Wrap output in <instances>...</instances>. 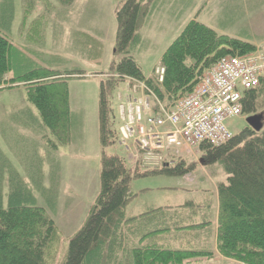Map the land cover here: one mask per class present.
Returning a JSON list of instances; mask_svg holds the SVG:
<instances>
[{
    "label": "trees",
    "instance_id": "16d2710c",
    "mask_svg": "<svg viewBox=\"0 0 264 264\" xmlns=\"http://www.w3.org/2000/svg\"><path fill=\"white\" fill-rule=\"evenodd\" d=\"M39 1L22 0L24 24L33 15ZM42 1L47 5L46 12L32 20L22 32H25V42L34 48L21 49L11 40L15 0H0V92L22 89L27 103L39 115L37 119L31 110L24 109L21 117L16 116V122L13 120L15 125L10 131H14V126L33 129L40 138V149H46L44 156L34 152V157L29 160L27 179L32 188L0 152V264H183L196 258L212 257V253L205 251L131 246V234L135 230L147 234L151 231L148 224H145L148 227L142 225V228L133 229L134 223L140 218L156 217L162 210L149 208L138 217L128 218L127 207L134 198L132 181L148 176L184 177L195 167L177 159L173 164L159 167H143L136 161L132 169L127 166L125 158L107 153L119 142L120 126L119 117L118 122L112 120L108 97L129 78L145 82L161 100L174 101L191 93L202 75L221 59L244 57L255 53L257 47L221 35L192 20L163 54L160 64L165 75L163 83L158 84L144 77L133 54L143 43L141 29L160 0L121 1L116 11L117 32L114 60L108 72L110 77L99 82V193L82 227L69 238L66 254L58 263L57 254L63 241L54 221L58 214L61 173L58 156L63 146L74 144L78 119L70 107L69 82L83 75V71H58L40 63V50L46 44V23L51 13L50 2ZM55 1L67 8L76 0ZM75 36L80 43H84L81 38H85V44L89 45V61H100L103 35L94 37L81 32ZM241 103L244 116L256 114L264 107V79L259 88L243 93ZM198 149L202 153L203 165L219 164L227 175V180L218 185L219 253L242 264H264V127L257 132L248 126L220 146L203 142ZM45 165H49V189L44 187ZM179 208L195 211L201 207L187 202Z\"/></svg>",
    "mask_w": 264,
    "mask_h": 264
},
{
    "label": "rangeland",
    "instance_id": "374dc122",
    "mask_svg": "<svg viewBox=\"0 0 264 264\" xmlns=\"http://www.w3.org/2000/svg\"><path fill=\"white\" fill-rule=\"evenodd\" d=\"M48 1L51 4L49 6L51 13L46 23V44L43 50H40L42 55L40 63L58 71L76 69L83 71V75L72 78L69 82L70 107L74 117L78 119V125L76 124L74 130V144L63 146L58 156L61 173L57 197L58 214L54 216V221L63 238L57 254L59 263L66 254L69 238L82 227L89 209L99 193L101 171L98 117L99 82L101 79L110 77L108 72L114 60L117 32L116 11L122 0H76L73 6L67 8L60 6L55 0ZM235 1L191 0L190 2L194 6L187 15H184L181 21H176L174 24L170 23L165 27L160 23H164L167 19L164 14L168 10L166 5L163 9L164 12L160 11L154 16L152 26H143L140 31L143 43L133 55L144 77L146 79L152 77L155 69L160 65L165 51L181 34L186 25L194 19L198 11L200 12L198 21L205 23L204 20H206L216 24L219 17L224 19L223 15L226 16L231 11L233 8L231 4ZM240 3L243 14L239 12L240 10L231 12L236 16L242 14L246 19L242 26H238L239 31L252 30V37H248V40L254 42L253 44L257 47L256 52L264 55V0H240ZM209 4L211 5L210 10L207 9L204 12L205 10L202 8ZM187 7L190 8L189 5ZM46 9L47 5L40 0L33 15L24 24L22 0H15L14 21L11 30V40L14 45L21 48H34L33 45L25 42V32L23 34L22 32L28 28L32 20L43 16ZM256 22L257 27L254 24ZM22 24L24 26L21 30ZM80 31H86L94 37L98 34L103 35L100 39L103 44V56L100 61H89V45L85 44V38H81L84 43H80L79 38L75 36L76 33H81ZM232 34H237V31ZM256 52L252 54H256ZM124 89L125 85H121L108 97L111 117L114 122H118V113L120 115L117 96L123 93ZM24 109L31 110L33 115L39 119L36 109L27 103L22 89L0 92V152L9 161L11 168L15 169L23 179H27L29 177L27 168L31 165L29 160L34 157V152L44 156L46 149H40L42 145L40 138L33 129L14 126L12 129L14 131H10V127L15 125L13 122L16 120V116L21 117V111ZM254 115L262 117L261 123L264 127L263 107L256 114L241 115L230 120L227 124L233 136L248 127L247 119ZM107 153L117 154L125 158L127 166L134 168L135 161L123 148L119 147V144L109 148ZM201 155L199 149H194L192 154L185 153L182 156L187 165L195 167L192 172L184 177L190 183H194L193 188L189 190L210 192L218 184L224 183L227 175L219 164L212 167L203 165ZM48 167L49 165L44 166V187L49 189L51 185ZM184 177L148 176L133 180L131 190L134 193V198L129 203L127 212L131 215H137L146 206L166 204L176 206L193 198L197 199L193 194L184 191L188 187L176 191L170 190L169 187L185 184L184 180L186 181V179H183ZM26 181L28 186L32 188L31 181L28 179ZM34 195L39 199L37 191H34Z\"/></svg>",
    "mask_w": 264,
    "mask_h": 264
},
{
    "label": "built area",
    "instance_id": "2783aa9c",
    "mask_svg": "<svg viewBox=\"0 0 264 264\" xmlns=\"http://www.w3.org/2000/svg\"><path fill=\"white\" fill-rule=\"evenodd\" d=\"M164 75L159 66L153 77L161 84ZM262 79L259 52L221 59L191 93L174 101L161 100L145 82L130 79L127 93L119 95V145L154 167L168 157L191 154L203 142L220 146L233 136L227 123L242 115L243 93L259 88Z\"/></svg>",
    "mask_w": 264,
    "mask_h": 264
},
{
    "label": "crops",
    "instance_id": "0c3cea01",
    "mask_svg": "<svg viewBox=\"0 0 264 264\" xmlns=\"http://www.w3.org/2000/svg\"><path fill=\"white\" fill-rule=\"evenodd\" d=\"M191 0H160L157 2L152 15L149 20L144 25L145 27L152 26L154 16L157 15L160 11H163L165 6L167 5L168 10L164 14L166 15V21L163 24L165 27L167 25L174 24V22L181 21L184 15H187L188 11L191 10L194 4L190 2ZM190 6V8L187 7ZM210 4L204 6L202 10L207 9L210 10ZM233 8L229 13L223 15L225 18L217 20L216 24H212L204 20L203 23H200L212 28L214 31L221 35L230 36L232 38H237L243 41H247L250 43H254L252 40H248V37H252V30L244 29L243 31H239L238 26H242V24L246 20L242 15V4L240 0H236L233 4H231ZM242 14L239 16L234 15L233 11H238ZM203 12V11H202ZM231 13V14H230ZM200 12L198 11L195 14L193 20L198 21V17ZM172 20V21H171ZM192 21V20H191ZM190 21V22H191ZM255 27H257V22L254 23ZM83 31V30H82ZM234 31H237V34H232ZM81 32V31H80ZM86 32V31H84ZM99 32V31H98ZM101 32V31H100ZM232 32V33H231ZM88 33V32H86ZM229 34V35H228ZM142 36V35H141ZM18 47V46H17ZM21 48V47H19ZM22 49V48H21ZM73 145V144H72ZM185 184H179L174 187H169L170 190H179L184 187H188L184 189L193 194L197 199L193 198L187 202H192L194 205L199 206L198 210L189 209H181L179 207L185 205L187 202H184L182 205L170 206V205H159V206H146L143 211L137 215H131V213L127 212V217H138L145 213L149 208H161L159 214L156 217L138 219L133 225V229L138 226H144L148 224L151 229L150 233H144V231L137 233L135 230L134 234H131V246L136 248H145V247H156L161 250H172V251H205L212 253V257L205 258H196L190 261H186L183 264H242L235 260L225 258L219 253L218 244H217V231H218V213H219V196H218V185L213 191H193L189 190L193 188L192 183L184 177ZM227 180L225 178L224 182ZM190 186V187H189ZM195 193V194H194ZM68 207V205H66ZM128 210V207H127ZM208 224L204 227H197L194 230H181L184 227H191L195 225ZM210 223V224H209ZM145 225V227H148ZM142 228V227H141Z\"/></svg>",
    "mask_w": 264,
    "mask_h": 264
},
{
    "label": "water",
    "instance_id": "95a60500",
    "mask_svg": "<svg viewBox=\"0 0 264 264\" xmlns=\"http://www.w3.org/2000/svg\"><path fill=\"white\" fill-rule=\"evenodd\" d=\"M261 116L254 115L247 119V123L250 128H252L254 131L260 132L263 129V125L261 123Z\"/></svg>",
    "mask_w": 264,
    "mask_h": 264
}]
</instances>
